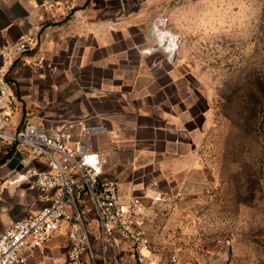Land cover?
<instances>
[{
  "label": "rangeland",
  "instance_id": "374dc122",
  "mask_svg": "<svg viewBox=\"0 0 264 264\" xmlns=\"http://www.w3.org/2000/svg\"><path fill=\"white\" fill-rule=\"evenodd\" d=\"M144 2L149 29L160 19V30L178 38L172 55L156 40L143 51L157 47L163 76L177 80L163 94L194 100V168L187 184L161 178L149 166L159 137L145 129L124 135L137 152L118 154V170L107 158L105 178L145 208L152 260L170 264L178 254L182 264H264V0ZM97 145L106 148L105 138Z\"/></svg>",
  "mask_w": 264,
  "mask_h": 264
},
{
  "label": "crops",
  "instance_id": "0c3cea01",
  "mask_svg": "<svg viewBox=\"0 0 264 264\" xmlns=\"http://www.w3.org/2000/svg\"><path fill=\"white\" fill-rule=\"evenodd\" d=\"M147 3L0 0V81L16 98L14 127L41 120L37 125L54 137L78 121L73 135L87 131L93 151L104 156L106 167L107 158L115 164L114 170L119 168V160L113 163L118 154L137 152L122 143L124 135L138 136L146 129L159 137L160 145L149 166L155 165L161 178L187 184L194 168V100L168 91L163 94L172 84L175 88L177 80L163 76L159 51L144 52L152 16ZM29 35L37 40L35 50L18 53L15 45ZM38 55L45 57L49 68L25 63ZM102 137L106 148L97 145ZM9 150L7 144L0 145V235L15 222L39 213L51 196L27 181L30 170L46 171V166L22 149L3 162ZM67 233L65 227L44 247L29 253L26 264H67Z\"/></svg>",
  "mask_w": 264,
  "mask_h": 264
},
{
  "label": "built area",
  "instance_id": "2783aa9c",
  "mask_svg": "<svg viewBox=\"0 0 264 264\" xmlns=\"http://www.w3.org/2000/svg\"><path fill=\"white\" fill-rule=\"evenodd\" d=\"M152 28L149 40L158 41L151 37ZM166 44L159 45L172 55ZM36 46L37 40L29 35L15 48L26 54ZM25 63L49 68L43 55ZM15 103L8 85L0 81V141L27 151L46 166V171L30 170L27 181L51 196L39 213L15 222L0 235V264H26L29 253L65 227L70 244L67 264H161L146 255L151 244L145 208L138 200H123L116 180L105 178V158L91 148L89 133L73 135L80 122L69 123L54 137L37 124L17 128L11 120ZM89 223L96 227L91 229ZM170 264H182L178 254L171 255Z\"/></svg>",
  "mask_w": 264,
  "mask_h": 264
},
{
  "label": "bare ground",
  "instance_id": "6f19581e",
  "mask_svg": "<svg viewBox=\"0 0 264 264\" xmlns=\"http://www.w3.org/2000/svg\"><path fill=\"white\" fill-rule=\"evenodd\" d=\"M160 19L156 20L151 31V37L156 38L161 44L167 43V49L174 54L178 47V38L169 31L160 30ZM149 51H153V48Z\"/></svg>",
  "mask_w": 264,
  "mask_h": 264
},
{
  "label": "trees",
  "instance_id": "16d2710c",
  "mask_svg": "<svg viewBox=\"0 0 264 264\" xmlns=\"http://www.w3.org/2000/svg\"><path fill=\"white\" fill-rule=\"evenodd\" d=\"M14 150H17L16 147L15 146H11L8 155H6L3 158V162L6 161L11 156V154L13 153Z\"/></svg>",
  "mask_w": 264,
  "mask_h": 264
}]
</instances>
